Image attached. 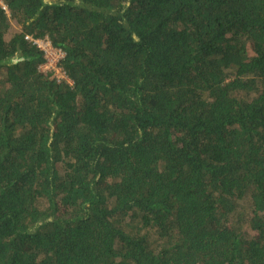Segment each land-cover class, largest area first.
I'll use <instances>...</instances> for the list:
<instances>
[{
	"label": "trees",
	"instance_id": "16d2710c",
	"mask_svg": "<svg viewBox=\"0 0 264 264\" xmlns=\"http://www.w3.org/2000/svg\"><path fill=\"white\" fill-rule=\"evenodd\" d=\"M0 1V264H264V0Z\"/></svg>",
	"mask_w": 264,
	"mask_h": 264
},
{
	"label": "built area",
	"instance_id": "2783aa9c",
	"mask_svg": "<svg viewBox=\"0 0 264 264\" xmlns=\"http://www.w3.org/2000/svg\"><path fill=\"white\" fill-rule=\"evenodd\" d=\"M0 4L6 8L1 1ZM27 38L44 52L45 62L41 65L42 71L51 73L58 82H66L73 85L74 81L66 74L61 66V61L66 56V52L61 48L54 46L49 38L38 39L31 36H27Z\"/></svg>",
	"mask_w": 264,
	"mask_h": 264
},
{
	"label": "rangeland",
	"instance_id": "374dc122",
	"mask_svg": "<svg viewBox=\"0 0 264 264\" xmlns=\"http://www.w3.org/2000/svg\"><path fill=\"white\" fill-rule=\"evenodd\" d=\"M46 1H49L50 2L51 0H46Z\"/></svg>",
	"mask_w": 264,
	"mask_h": 264
}]
</instances>
